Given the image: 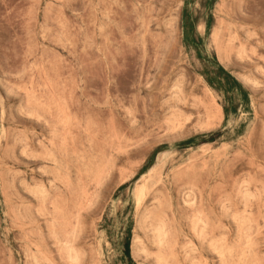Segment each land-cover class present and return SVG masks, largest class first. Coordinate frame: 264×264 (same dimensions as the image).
I'll list each match as a JSON object with an SVG mask.
<instances>
[{
    "label": "rangeland",
    "instance_id": "374dc122",
    "mask_svg": "<svg viewBox=\"0 0 264 264\" xmlns=\"http://www.w3.org/2000/svg\"><path fill=\"white\" fill-rule=\"evenodd\" d=\"M0 264H264V0H0Z\"/></svg>",
    "mask_w": 264,
    "mask_h": 264
},
{
    "label": "bare ground",
    "instance_id": "6f19581e",
    "mask_svg": "<svg viewBox=\"0 0 264 264\" xmlns=\"http://www.w3.org/2000/svg\"><path fill=\"white\" fill-rule=\"evenodd\" d=\"M137 202H138V200H137ZM159 234H160V233H159ZM159 234H157V235H158V237H159ZM73 258H74V257H72L71 259H72V260H74L76 257H75L74 259H73ZM75 260H76V259H75Z\"/></svg>",
    "mask_w": 264,
    "mask_h": 264
}]
</instances>
